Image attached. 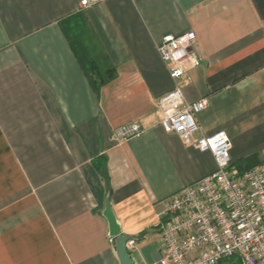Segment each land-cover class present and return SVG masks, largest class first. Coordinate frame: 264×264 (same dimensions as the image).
Returning a JSON list of instances; mask_svg holds the SVG:
<instances>
[{"label": "crops", "instance_id": "crops-1", "mask_svg": "<svg viewBox=\"0 0 264 264\" xmlns=\"http://www.w3.org/2000/svg\"><path fill=\"white\" fill-rule=\"evenodd\" d=\"M81 1L0 0V264H121L107 202L134 263H158L167 197L216 169L162 125L167 33L204 54L182 78L186 102L208 98L197 135L264 163V0ZM128 122L142 134L115 140Z\"/></svg>", "mask_w": 264, "mask_h": 264}, {"label": "built area", "instance_id": "built-area-1", "mask_svg": "<svg viewBox=\"0 0 264 264\" xmlns=\"http://www.w3.org/2000/svg\"><path fill=\"white\" fill-rule=\"evenodd\" d=\"M91 2L82 0L81 5ZM157 48L176 82L158 99L162 125L184 143L210 152L216 169L167 197L159 224L161 257L156 264H218L232 257L241 264H264V163L238 169L232 165V143L224 131L197 135V114L208 98L186 102L182 88V78L204 58L197 34L167 33ZM142 132L140 124L128 122L112 135L124 141ZM135 246L136 239L129 238L128 250Z\"/></svg>", "mask_w": 264, "mask_h": 264}, {"label": "water", "instance_id": "water-1", "mask_svg": "<svg viewBox=\"0 0 264 264\" xmlns=\"http://www.w3.org/2000/svg\"><path fill=\"white\" fill-rule=\"evenodd\" d=\"M109 202L106 204L104 215L109 222L110 235L115 237V247L117 249L121 264H135L132 255L127 248V241L132 236L124 235L121 233L120 224L117 221L115 213Z\"/></svg>", "mask_w": 264, "mask_h": 264}, {"label": "trees", "instance_id": "trees-1", "mask_svg": "<svg viewBox=\"0 0 264 264\" xmlns=\"http://www.w3.org/2000/svg\"><path fill=\"white\" fill-rule=\"evenodd\" d=\"M97 64L95 63L94 60H90V70L94 73V75H100V77L97 79V80H93L92 83H94V86L96 88H99L103 83H105L109 78H110V75L107 76V75H102L101 76V72H99V70H97ZM253 156H248L246 158H244L243 160L240 161V164L238 166H236L238 169H246L248 167H251L255 164H258L260 162H252ZM96 164L98 162V159L95 160ZM102 165V164H101ZM232 165H234V163H232ZM235 166V165H234ZM100 168V171L102 172V175L104 176V178L106 180H108V174H107V170L104 169V167H99L98 165V169ZM218 264H241V262L237 259H235V257H232V258H227V259H224V260H221Z\"/></svg>", "mask_w": 264, "mask_h": 264}]
</instances>
